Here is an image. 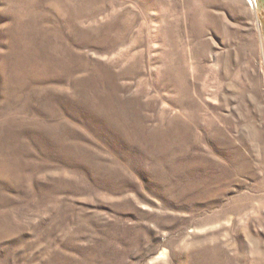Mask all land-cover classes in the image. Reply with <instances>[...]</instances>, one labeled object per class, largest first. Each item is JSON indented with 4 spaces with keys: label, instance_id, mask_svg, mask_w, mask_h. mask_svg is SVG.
Masks as SVG:
<instances>
[{
    "label": "rangeland",
    "instance_id": "374dc122",
    "mask_svg": "<svg viewBox=\"0 0 264 264\" xmlns=\"http://www.w3.org/2000/svg\"><path fill=\"white\" fill-rule=\"evenodd\" d=\"M0 264H264V0H0Z\"/></svg>",
    "mask_w": 264,
    "mask_h": 264
},
{
    "label": "built area",
    "instance_id": "2783aa9c",
    "mask_svg": "<svg viewBox=\"0 0 264 264\" xmlns=\"http://www.w3.org/2000/svg\"><path fill=\"white\" fill-rule=\"evenodd\" d=\"M250 3H252V4H253V1H252V0H250Z\"/></svg>",
    "mask_w": 264,
    "mask_h": 264
},
{
    "label": "bare ground",
    "instance_id": "6f19581e",
    "mask_svg": "<svg viewBox=\"0 0 264 264\" xmlns=\"http://www.w3.org/2000/svg\"><path fill=\"white\" fill-rule=\"evenodd\" d=\"M253 1V0H252Z\"/></svg>",
    "mask_w": 264,
    "mask_h": 264
}]
</instances>
